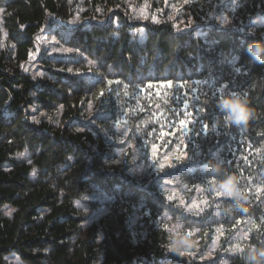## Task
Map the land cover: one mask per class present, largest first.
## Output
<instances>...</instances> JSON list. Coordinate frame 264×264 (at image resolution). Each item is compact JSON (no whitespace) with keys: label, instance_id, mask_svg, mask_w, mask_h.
I'll return each instance as SVG.
<instances>
[{"label":"trees","instance_id":"obj_1","mask_svg":"<svg viewBox=\"0 0 264 264\" xmlns=\"http://www.w3.org/2000/svg\"><path fill=\"white\" fill-rule=\"evenodd\" d=\"M0 20V264H246L264 247V63L247 52L264 44L261 0H0ZM46 34L66 54L48 55ZM234 94L246 126L218 108Z\"/></svg>","mask_w":264,"mask_h":264},{"label":"clouds","instance_id":"obj_2","mask_svg":"<svg viewBox=\"0 0 264 264\" xmlns=\"http://www.w3.org/2000/svg\"><path fill=\"white\" fill-rule=\"evenodd\" d=\"M249 57L256 62L264 63V44L255 43L247 49ZM219 110L224 113L233 125L246 126L252 117V111L249 107L246 97L239 94L226 95L218 102ZM206 167L209 174L222 176L216 187L225 195L236 199L235 207H242L239 201L243 199L238 188L239 180L237 176L224 174L223 162L210 159L207 161ZM172 243L175 246L174 250H180V247L186 249L191 248L193 243L186 235L176 233L172 238ZM246 264H264V247H251L246 256Z\"/></svg>","mask_w":264,"mask_h":264},{"label":"rangeland","instance_id":"obj_3","mask_svg":"<svg viewBox=\"0 0 264 264\" xmlns=\"http://www.w3.org/2000/svg\"><path fill=\"white\" fill-rule=\"evenodd\" d=\"M234 4V3H233ZM232 5V4H231ZM231 5H226L224 7H222V9H220V12L217 14L216 16V21H222L224 19V13L226 14ZM1 21V20H0ZM0 38H1V46H3V41L6 39L4 33L1 31L0 29ZM45 45H46V53L48 55L51 56H61L63 54H66V49H64L63 47H60V45L58 44L57 41H55V39L50 35V34H46L45 35ZM39 68L35 69V71H37L38 73L41 74V72L38 70ZM34 71V72H35ZM146 167H142L139 163L136 165V169L139 171L138 174L142 173V170H144ZM146 173H149L148 171H146ZM176 185V184H175ZM174 186L171 187V189H169L166 193V195L172 200L174 201L176 204L181 205L183 208H185L187 211L189 212H197V213H204V205L202 202H200V200L195 196L192 195L190 193H186V191L184 190V188H179V190L175 189ZM99 193V197L103 198L105 197V195H103L102 191L98 192ZM103 195V196H102ZM168 225L170 227V232L172 233V235L174 236L176 233H179L181 235H186L187 237H189V229L187 228V224H182V222H178L177 218L171 217V219L168 221ZM133 223L131 222V224L128 226L129 229H132ZM175 246H173V251H177L174 250ZM197 251H200L199 249H201L200 245L196 246ZM219 249V247L217 246L216 242L212 243L209 246L208 252L205 256V259H211V261H216L215 259L218 257L219 253L217 252ZM234 248L232 250H229V252H233ZM179 251V250H178ZM187 249L185 250V248L180 247V251L179 253L183 256L187 255L186 254ZM200 255V254H198ZM7 264H24L16 255H10L6 258ZM224 262V261H223Z\"/></svg>","mask_w":264,"mask_h":264},{"label":"snow or ice","instance_id":"obj_4","mask_svg":"<svg viewBox=\"0 0 264 264\" xmlns=\"http://www.w3.org/2000/svg\"><path fill=\"white\" fill-rule=\"evenodd\" d=\"M261 2L264 3V0H261ZM69 71H71V70H69ZM111 83H112V81H109V84H111ZM101 95H103V93H101ZM181 124H182L183 126L186 127V125L184 124L183 121H181ZM204 127H205V129L207 128V126H204ZM195 155H196V156H200L201 154H200L199 152H197ZM222 162H223V161H222ZM201 166H202V165H200V164L194 165V167H196V168H200ZM222 195H225V194L222 193Z\"/></svg>","mask_w":264,"mask_h":264}]
</instances>
